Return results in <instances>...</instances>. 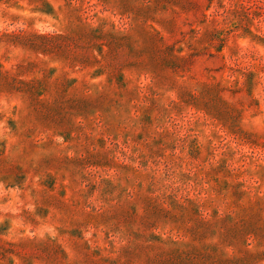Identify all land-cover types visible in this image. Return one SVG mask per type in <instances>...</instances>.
Here are the masks:
<instances>
[{"label":"rangeland","instance_id":"rangeland-1","mask_svg":"<svg viewBox=\"0 0 264 264\" xmlns=\"http://www.w3.org/2000/svg\"><path fill=\"white\" fill-rule=\"evenodd\" d=\"M0 264H264V0H0Z\"/></svg>","mask_w":264,"mask_h":264}]
</instances>
